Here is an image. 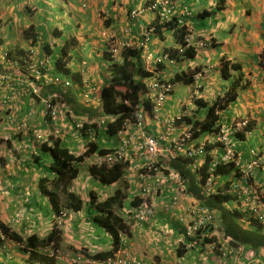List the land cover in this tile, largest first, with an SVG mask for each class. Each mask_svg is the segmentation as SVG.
Wrapping results in <instances>:
<instances>
[{
	"label": "crops",
	"instance_id": "0c3cea01",
	"mask_svg": "<svg viewBox=\"0 0 264 264\" xmlns=\"http://www.w3.org/2000/svg\"><path fill=\"white\" fill-rule=\"evenodd\" d=\"M38 1L7 0V12L0 10V49H14V52L17 48L29 49L34 52L31 62L45 58L49 67V70H43L39 90L35 94L29 92L23 66L7 64L4 68L9 79L7 84L0 83V221L23 237L32 234L42 237L51 231L58 211H63L65 215L60 224L58 243V250L63 255L51 262L29 259L27 252L20 250L14 240L5 238L0 231V264H101V259L93 256L98 252L112 251L111 235L93 222L92 208L70 210L60 193L53 205L49 196L42 192L40 179L54 177L52 172L44 169L48 167L49 156L41 152L34 133L50 134L55 126L60 127L63 143L76 153L83 152L89 141L96 143L98 148H117L121 135L99 134L98 129V133L94 132L91 137L84 135L74 125L80 119L90 122L92 113L89 107L100 115V89L111 79L103 70L109 69L110 65L107 44L111 39L124 40L136 47L147 33V52L154 56L177 46V43L169 45L176 42V30L156 27L162 23L149 4L158 0H56L61 6L62 1L66 3L65 8L72 11L70 27L73 30L69 32L55 26V21L68 24L69 18L62 17V13L53 17L44 14ZM5 2L2 1L3 4ZM169 8L170 17L176 18L177 22L179 20L185 28L190 27L194 39L204 44L194 46V57L182 58L172 64L165 63L162 68L158 66L155 74L170 79L176 72L195 70L200 76L190 84H173L172 92L167 95L159 111L162 115H158V118L145 115L143 127L146 133L157 136L162 132L164 119L179 117L188 99L203 98L211 103L222 94L230 81V78L221 75V60L225 59L229 65H240L235 72L243 75V81L237 98L218 112L219 122L228 125L239 116L252 122L249 131L234 138V150L239 161L247 162L252 157L250 151L264 143V0H171ZM27 9L29 14L25 13ZM37 15L41 20L37 19ZM47 20L52 23V29L38 34V27L43 22L46 24ZM29 26L32 34L27 36L23 30ZM65 38L68 41L63 47L62 40ZM61 47L66 48V54ZM57 57L61 58L63 67L69 69L68 73L60 75ZM73 73H76L75 77ZM56 74L69 81L68 87L64 84L63 88L73 98L72 104L78 106V113L68 104V110L74 113L54 122L47 120L43 111L44 100L50 94L57 93L52 89L57 85L49 81ZM73 79L76 83H71ZM179 83L186 85L183 91L187 90V95L183 99L181 96L180 102H177L175 89ZM197 85H203L204 91L196 89ZM50 88L52 91H49ZM24 89L28 92L22 93ZM83 91L92 98L90 102L84 99ZM20 123L25 127L18 129ZM183 123L176 124L172 135L177 136L182 132L186 127ZM138 129L136 125L129 124L124 132L137 135ZM109 139L111 142H108ZM127 152L130 165L125 182L128 183L126 189L130 190V195L124 200L121 214L127 219L129 231L123 233V243L118 246L119 252L117 249L112 253L114 257L122 258L124 264H145L149 261L155 264H241L242 258L232 254H216L207 249L210 245L204 247L203 251L200 243L191 245L192 239L184 235L181 219L188 218L187 208L194 200L187 193V185L186 193L179 192L180 186L175 180L165 177L154 180L152 183L158 186L156 194L151 197L154 214L144 221L130 219L133 205L129 200L137 196L136 191L141 185L139 170L145 158L139 154L136 146H129ZM100 160L101 155L97 153L87 156L82 162L80 177L71 183V187L68 186L67 191L73 190L85 197L91 189L96 191L97 200H102L117 188H124V183L102 186L91 176L89 167ZM40 162L46 164L44 168H41ZM224 178L218 177L216 182L220 184ZM252 181L264 197V165L254 170ZM47 182L44 185L50 187V181ZM175 195L178 203L171 207ZM216 226L207 229L206 234L214 235L224 248L227 239ZM250 260L264 264V253L258 251Z\"/></svg>",
	"mask_w": 264,
	"mask_h": 264
},
{
	"label": "trees",
	"instance_id": "16d2710c",
	"mask_svg": "<svg viewBox=\"0 0 264 264\" xmlns=\"http://www.w3.org/2000/svg\"><path fill=\"white\" fill-rule=\"evenodd\" d=\"M156 27L175 29V38L180 43V48L184 45L185 42L182 38L186 28L184 26H179L176 18L171 17L168 21L162 22V24ZM31 30L32 28L29 26L28 30L24 32L27 33L28 36L32 34ZM31 37H34V35ZM15 50L14 53L9 51V55L10 53L16 56L31 54L29 50L18 48ZM61 50L66 54V48H62ZM178 50L179 48H171L168 50L169 55L175 57L177 61L182 60V58H192L195 56L194 46L185 47L181 54L178 53ZM121 57V61H110L109 69L113 73L112 77L100 89L101 105L98 110L100 111V115L105 116V120H103V123L96 130L99 129V133L102 132V134L106 135L117 133L124 127L127 120L134 121L135 118L133 113L135 108H141L142 110L152 113V111H150L152 107L149 97L146 95L142 96L141 92L144 91V94L146 93L145 80L154 77V74L145 70L139 49L131 47L125 48L121 52ZM36 60L38 61L40 58ZM60 60V57L56 58V62L60 66L57 70L60 71V74L68 73L69 69L66 67L64 68V64L62 65ZM221 62V75L225 78H230L226 90L218 95L211 104L203 98L195 99L194 105L196 108L192 109L190 115L183 114V111L180 113L181 117H184L185 122L191 124L194 136L217 130L221 126L218 111L226 109L228 103L234 101L238 96L239 90L242 89L240 86L243 81V75L235 72L239 70L240 65L238 63L229 65V62L225 59H222ZM163 65L164 64H159V67L162 68ZM72 75L75 77L76 73ZM191 76L192 73L179 71L166 81L170 83L183 82L190 84L192 81ZM158 77L160 79L162 78L161 76ZM52 83L57 85L55 89L52 88L53 91L57 92L53 93L57 95L55 98H63L67 104L70 106L72 105L71 107L78 113V106L72 104V102H74L73 98L70 94H67L68 91L63 88L64 83ZM52 89L50 88L49 91H52ZM53 94H50V96ZM68 96H70L71 99ZM89 109L92 115H94L96 112L95 109L90 107ZM251 127L252 122L248 120L245 131L238 132L237 136H243ZM80 130L87 136H90L96 131L93 127L85 124ZM61 133L62 132L57 136H49V139L43 143L36 141L40 144L41 152H43L44 155L48 154L49 164L46 170L52 172L54 177L53 179L42 177L39 185L42 192L49 196L53 205H55V200L60 193V195L65 197L66 206L70 210L78 211L82 207L92 208L94 211L92 215L93 222L104 228L112 237V251L95 253L93 258L99 260L110 257L112 253L118 249L120 234L128 233L129 231L127 219H124L121 214L124 200L127 198L125 189L128 183L125 182V179L126 172L130 165L129 159L123 162L106 164L103 160V156L115 150L110 148H98L97 144L93 141L86 143V148L83 152H72L67 145L63 143L60 136ZM93 153L101 155V160L89 167V173L100 185L108 186L114 183L125 184L124 188H117L111 195L102 200H97V196L95 195L96 191L91 189L88 191V196L85 197H81L79 193L73 190L67 191L68 186L71 187V183L80 177L83 160ZM209 159V155L205 154L201 171L193 169V159L183 155L181 152L175 158H159L157 165H161V162H163L164 165L162 166L164 168L167 167L165 169L163 168V171L167 172L169 169H172L183 175L187 180V191L194 202H198L215 212V217L217 219L216 228H218L223 234V237L227 239L228 244L226 243V245L232 250L231 254L238 256L239 259L242 258L241 260H250L258 251L264 253V226L263 224H258L257 220L254 218L249 217L248 209L236 192H226L233 177L239 175L238 171L234 169L233 163L219 164L213 172L214 177L218 179V177L225 176L224 180H220L222 181L220 184L216 182L215 189H213L211 194L207 195L203 192L201 184L206 176L205 171L208 167ZM143 166L144 164L139 170L141 173L144 171ZM47 181H50V187L44 185ZM262 198L264 202L263 195ZM137 202L135 198H131L129 201L132 205H135ZM247 219H251L252 223H244L243 220ZM60 224H57L55 219L51 231L42 237L36 234L23 237L18 232L11 230L10 227L2 221H0V231L5 238L14 240L20 250L27 252L29 259L51 262L57 256L63 255V252H59L58 250L61 231ZM213 225L214 224H210L206 226L201 233L202 235L199 234L195 238L201 239L199 240L202 247L201 251H203L204 247L213 243L215 244V249H209L221 255V243L214 235L208 236L206 234L207 229L211 230ZM204 232L205 234L203 236ZM193 238L194 237L191 239ZM46 248H52L53 253L49 254V249L47 252L44 251ZM251 264H254V262Z\"/></svg>",
	"mask_w": 264,
	"mask_h": 264
},
{
	"label": "built area",
	"instance_id": "2783aa9c",
	"mask_svg": "<svg viewBox=\"0 0 264 264\" xmlns=\"http://www.w3.org/2000/svg\"><path fill=\"white\" fill-rule=\"evenodd\" d=\"M171 0H158L149 4V8L152 11H155L158 14L160 23L168 21L170 17V8ZM135 13L134 11H132ZM178 25L180 21L178 20ZM113 38V37H112ZM184 45L180 48L178 53L181 54L184 51L185 47L203 45L204 42L196 41L192 35V30L190 27H187L186 33L183 36ZM147 41L148 34L143 35V39L140 40L136 47H132L129 42L124 40H115L111 39V42L107 44V50L110 53L111 61H121V52L125 48H137L141 51V59L143 60L147 70L152 71L156 68V65L160 63H173L176 61L175 57H171L168 52L163 51L157 55L152 56L151 53L147 52ZM14 52V51H13ZM12 52V53H13ZM25 56H16L14 54L9 55V50L0 49V83L5 82L9 76L7 71L4 70L7 64H14L24 67V75L27 76V85L29 92L35 94L39 90V82L43 76V70H49L47 66V61L45 58L36 60V62H31L32 54L30 52ZM61 75V74H60ZM60 75H53L50 77V82H61L63 78ZM200 76L199 72L194 74V78L197 80ZM64 84L68 86L69 81L63 80ZM146 85V94L150 99L152 107V116L158 118V112L162 108V105L168 94L172 92L173 84L166 81L165 79H160L159 77H152L145 80ZM28 90H22V93H27ZM82 95L87 102H90V96L88 92L83 91ZM57 97L56 94L48 96L44 100V115L46 119L51 121H58L61 117L67 115L70 117L68 104L61 98ZM95 100V99H93ZM99 100V107L101 105V100ZM189 105L191 104V99L188 100ZM183 114H188L189 110H183ZM134 121L126 122V126L129 124L136 125L139 129L138 134H130L124 132V130H119L118 135H121L119 146L114 148L115 151L108 153L103 156V160L106 164L123 162L128 158V147L136 146L140 155L145 158L144 171L143 173L139 172V178L141 180V185L137 191L138 202L133 206L131 210L130 219L134 221H144L148 216L154 214V204L151 200V197L156 194L158 186L156 183H152L154 180L157 181L159 178H166L167 180H175V182L180 186L179 192L184 194L186 193L187 180L180 173L169 169L167 172L163 171L164 163L161 162V165H157L159 158L168 157L175 158L180 152L193 159L192 168L201 171V168L204 164V155H209L208 167L206 169V176L201 184L203 192L207 195L213 192L215 189L216 179L214 177V170L219 164L233 163L234 169L239 173L238 176H234L230 186L227 188L226 192H236L240 199L243 200L246 208L249 212V217L257 220L258 224H263L264 226V202L262 194L258 191L257 186L251 180L254 174V170L264 165V143H261L260 147L250 151L251 158L247 162L239 161L238 155L234 150V138L237 137L238 132L245 131V126L248 122V119L245 117L233 118L231 123L228 125H221L217 130H213L205 134L202 138L196 140L194 136V131L191 124H187L183 128L182 132L174 136L172 132L174 131V126L167 121L165 128L162 132L155 135L146 133L145 128L143 127V121L145 118V111L140 108H135L134 111ZM103 120H101L102 122ZM84 125V122L77 121L75 126L77 129H81ZM25 127V124H18L17 128L21 129ZM60 127H54L51 130L50 134L43 133H34V139L43 143L49 136H57L60 134ZM138 136V138H136ZM208 148V149H207ZM219 150V152H216ZM167 168V167H165ZM164 168V169H165ZM190 195V194H189ZM176 195L173 197L176 199ZM177 201L171 202V207L175 206ZM129 213V212H128ZM188 218L181 219L184 223V235L187 237H194L191 241V245H196L199 243V240L195 238L206 228V226L213 224L215 220V212L198 202H192L187 208ZM65 213L59 211L56 215V223L60 224L64 217ZM244 223H252L251 219L243 220ZM205 232L203 233L204 236ZM120 245L123 243V233H121ZM202 235V234H201ZM226 244V243H225ZM223 244V245H225ZM210 249H215V244H211ZM240 250V249H239ZM47 252L48 249H45ZM120 250L118 249L117 252ZM222 254L227 255L231 254L232 250L226 245L224 248H221ZM53 251L50 248L49 254H52ZM122 258L118 257H108L101 260V264H124ZM254 261L251 260H242L241 264H251ZM145 264H155L154 261H149ZM254 264H256L254 262Z\"/></svg>",
	"mask_w": 264,
	"mask_h": 264
},
{
	"label": "rangeland",
	"instance_id": "374dc122",
	"mask_svg": "<svg viewBox=\"0 0 264 264\" xmlns=\"http://www.w3.org/2000/svg\"><path fill=\"white\" fill-rule=\"evenodd\" d=\"M2 1H6L4 4L2 3ZM12 3V2H11ZM10 3V4H11ZM38 3L41 5V7L44 9V14H46V15H49V16H51V17H53V16H58V15H61V13H62V17H67V18H69V23L68 24H62V22H57V21H55V26L57 27V28H59V29H61V30H63V32H65V31H67V32H69V31H72L73 29L70 27V25H72V17H71V13H72V11L69 9V8H65V7H67V4L66 3H64L63 1H62V6L60 5V2L59 1H56V0H47V1H44V0H39L38 1ZM7 0H0V10H4V11H6L7 12V10H8V8H7ZM19 11V10H18ZM13 12H15V10L13 11ZM25 13L26 14H29V9H27V10H25ZM39 17V15H37V19H39V20H41V18H38ZM36 19V21H38ZM1 22V21H0ZM43 22V21H42ZM5 24V23H4ZM60 24H61V27H60ZM6 25V24H5ZM35 25L38 27V25H37V22L35 23ZM48 29H52V23L50 24V22L47 20L46 21V24L43 22V23H41V25L38 27V34H42V32H44V33H47L48 32ZM1 39H2V37H1ZM3 40V39H2ZM63 44V43H62ZM168 44V43H167ZM174 44H176V42H170L169 43V45H174ZM30 51V50H29ZM31 52V51H30ZM109 62H110V60H109ZM221 65H222V62H221ZM104 70V73L107 75V77L108 78H111V75L113 74L112 73V71L110 70V69H107V70H105V69H103ZM188 72H189V70H188ZM107 78V79H108ZM70 79V78H69ZM63 80H65V79H63ZM71 83H76V81L73 79L72 81H71ZM86 85H83V87H85ZM201 88L200 89H202V91H200V92H203L204 90V86L203 85H201L200 86ZM184 88H186V85H184V84H182V83H179V84H177L176 85V91L177 92H175L176 93V96H175V98H176V100H177V102H180V97L182 96V99L183 98H185L186 97V95L187 94H185V92L187 91H183L184 90ZM84 89V88H83ZM182 92H181V91ZM142 93V96H144L145 94H144V91H142L141 92ZM182 93V94H181ZM184 104H187L188 106H190L189 105V103H184ZM69 114H72V113H74L73 111L71 112V110L69 109ZM160 115H162L161 113H159V116ZM73 116V115H72ZM72 116H71V118H72ZM101 116L98 114L97 115V113H94V115H91V116H89V119H90V122L88 123V121H86L84 124L85 125H89V126H91V127H93L94 128V130H96L97 128H99V126L103 123V122H101V118H100ZM88 119V120H89ZM105 120V119H104ZM78 121V120H77ZM79 121H81V122H83V119H80ZM74 125H75V123H74ZM76 127V126H75ZM95 132H97V130L95 131ZM98 133V132H97ZM102 133V132H101ZM100 134V133H99ZM91 137H92V134H91ZM254 137H256V136H254ZM264 138V137H263ZM262 138V139H263ZM112 139H114V138H112ZM108 142H111V140L109 139L108 140ZM235 142V141H234ZM45 160H47V156H45ZM44 165H46L44 162H40V166H41V168H44ZM44 169H46V168H44ZM50 179V178H49ZM48 183V182H47ZM118 184V183H117ZM126 190V193H127V197H128V195H130L129 193H130V190L129 189H125ZM174 197V196H173ZM132 198V197H131ZM127 200V199H126ZM130 201V200H129ZM172 201H177V203H178V200H177V198L176 199H174V198H172ZM172 207H174V206H172ZM154 211H155V207H154ZM214 225H216L217 224V219H216V217H215V220H214V223H213ZM208 250H210L209 248H207Z\"/></svg>",
	"mask_w": 264,
	"mask_h": 264
},
{
	"label": "clouds",
	"instance_id": "9594fccd",
	"mask_svg": "<svg viewBox=\"0 0 264 264\" xmlns=\"http://www.w3.org/2000/svg\"><path fill=\"white\" fill-rule=\"evenodd\" d=\"M153 3V2H152ZM179 26H183V25H179ZM28 28L29 27H27V28H25L24 30H23V32L24 31H27L28 30ZM186 30H187V27H186ZM186 30H185V33H186ZM24 34L25 35H27V33H25L24 32ZM63 41V47H64V45L67 43V41H68V39H66L65 38V40H62ZM176 43H177V46L176 47H174V48H179V46H180V43L177 41V39H176ZM63 47H61V48H63ZM137 49V48H136ZM29 50V49H28ZM10 52H13L14 50H9ZM108 51V50H107ZM166 52H168V50H165ZM140 54H141V51H140ZM168 54H169V52H168ZM109 60L111 61V59H110V53H109ZM177 61V60H176ZM175 61V62H176ZM112 62V61H111ZM142 62H143V60H142ZM167 63V62H166ZM174 63V62H173ZM143 64H144V62H143ZM160 64H165V63H160ZM169 64H172V63H169ZM159 66V64L158 65H156V67H158ZM144 68H145V70H147L146 69V67H145V64H144ZM157 70V68H155L154 70H152V71H149V70H147L148 72H151L152 74H154V77H158L159 75H156L155 74V71ZM187 73H192V76H191V78H192V81H193V79H194V74L196 73V71L195 70H193V72L191 71V70H189V72L187 71ZM162 77V76H161ZM161 79H165V77H162ZM169 79V78H168ZM165 80H167V79H165ZM191 81V82H192ZM172 84H174V83H172ZM195 88L196 89H200V86H195ZM173 90V89H172ZM145 95L147 96V94L145 93ZM216 99V98H215ZM214 99V100H215ZM188 100H190V99H188ZM188 100L186 101V103L188 102ZM194 101H195V99L193 100V99H191V105L190 106H188L187 104H184V108H183V110H189V113L188 114H186V115H190V112H191V110L192 109H195L196 107H195V105H194ZM213 102V101H212ZM211 102V103H212ZM210 103V104H211ZM150 105H151V103H150ZM141 109V108H140ZM145 111V110H144ZM150 111H152V110H150ZM219 112V111H218ZM146 114H148L149 116H152V113H150L149 111L147 112V111H145V115ZM158 115H159V112H158ZM104 116V115H103ZM239 117H241V116H239ZM179 118H181V115H179V117H177V116H175L173 119H170V120H166V119H164V125H166L167 124V121L169 122V123H171L174 127L176 126V124L177 123H179V122H184L183 124L186 126L187 124H189L188 122H185V119L183 118V119H179ZM246 118V117H245ZM105 119V117H101V120H104ZM133 122V121H130V120H127L126 122ZM84 123L86 122V121H83ZM103 122V121H102ZM123 130L124 129H127V126H126V123H125V125H124V127L122 128ZM122 129H120V130H122ZM175 129V128H174ZM183 130V129H182ZM118 133V132H117ZM117 133H115V134H117ZM114 135V134H113ZM179 135V134H178ZM203 136V135H202ZM195 138H196V140H198V139H200V138H202V137H200L199 136V134H198V136H195ZM115 150V149H114ZM128 159V158H127ZM126 159V160H127ZM136 193H137V191H136ZM187 193H188V191H187ZM189 194V193H188ZM132 198L134 199H136V202L138 201V197L135 195V196H132ZM134 206V205H133ZM60 211V210H59ZM58 211V212H59ZM55 219H56V217H55ZM121 234H120V238H121ZM120 238H119V245H120ZM47 249V248H46ZM48 249H50V248H48ZM52 249V248H51ZM118 249H119V247H118ZM44 251H45V249H44ZM110 257H113V255L112 256H110ZM108 258V257H107ZM104 259H106V258H104ZM102 260V259H101Z\"/></svg>",
	"mask_w": 264,
	"mask_h": 264
}]
</instances>
